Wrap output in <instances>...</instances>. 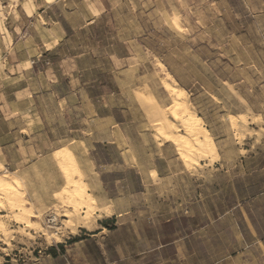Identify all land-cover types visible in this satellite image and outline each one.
<instances>
[{
    "label": "rangeland",
    "instance_id": "1",
    "mask_svg": "<svg viewBox=\"0 0 264 264\" xmlns=\"http://www.w3.org/2000/svg\"><path fill=\"white\" fill-rule=\"evenodd\" d=\"M162 80L211 132L208 159L158 137L178 120ZM5 172L37 228L1 197L0 264H264V0H0Z\"/></svg>",
    "mask_w": 264,
    "mask_h": 264
},
{
    "label": "bare ground",
    "instance_id": "2",
    "mask_svg": "<svg viewBox=\"0 0 264 264\" xmlns=\"http://www.w3.org/2000/svg\"><path fill=\"white\" fill-rule=\"evenodd\" d=\"M161 68H163V65H161ZM168 77H169V75H168ZM166 79L168 80V78H166ZM171 81H172V79H171ZM161 82H162V85L165 86L166 91L168 92V95L175 102V106L173 108V112L171 113V115H173V117L177 118L178 120L176 122H172V123L170 122V123L165 125L162 122L163 118L158 119L159 124L156 125V132L158 134V137L162 138L164 140V142L165 141L171 142V143H174L176 145V148H177L176 150H178V152H179V154L183 160V164L185 163V165L197 164L200 161H204V160L208 159L209 154L212 150L211 148L213 146H215L214 142H213V137H212L211 132L203 126L201 119L198 118L197 114L191 108L190 103H189L190 100L188 99L187 92L184 89H182L181 87H177L176 85H170V83L168 84L166 81L163 82V80H162ZM141 96H142V94H141ZM148 96H150V95H148ZM239 124L240 123L237 121L231 122V125L234 128H238ZM180 128L183 129L184 134H181ZM58 153H60V151ZM74 158L75 157L73 156V153L64 152V153H61V155L60 154L57 155V159L59 161L57 163L60 164L59 166L61 167V171H62L63 175L65 176L64 179H66L65 181L68 184L67 187L69 186L68 189L66 188L67 191L64 190V191H66V197H67V201H65L67 203L66 205L67 206L68 205L73 206V207L77 208L76 203L81 204L84 202V200L87 201V199H85L86 198L85 196L88 194L82 188L80 181H78V179H76L75 177L72 176L73 172L71 173L72 169H70V167L71 166L77 167V161H75L77 159H74ZM57 159H56V161H57ZM189 169H191V168H189ZM73 170H74V168H73ZM77 170H78V168H77ZM76 177H78V176H76ZM16 180H18V178ZM16 180L14 181V179L11 178V176L7 172H5L0 177V204L3 202L1 200L2 199L1 197H3L4 202L9 206L11 211L15 214V219H16L17 223H19L21 225L29 226V228L30 227L37 228L36 224L32 221V219H33L32 218V216H33L32 211L29 212L27 210V207H26L25 202H24L25 200L22 199L23 192L21 189L22 188L21 184L18 183ZM89 197H91V199H93L92 196H89ZM62 199H64V198L62 197ZM93 200L92 201L90 200V201L93 202ZM3 208H4V205H3ZM77 209H75V210H77ZM101 210H99L97 212H100ZM91 211H92V209H91ZM89 214H91V213H89ZM58 217H62V218H66V219L72 218L69 214H60V216L57 214L55 216L54 220L56 221ZM90 219H91V217H90ZM1 227L3 229L5 228L3 225ZM43 231H46V230H43Z\"/></svg>",
    "mask_w": 264,
    "mask_h": 264
}]
</instances>
